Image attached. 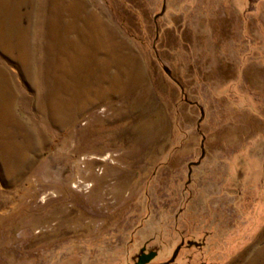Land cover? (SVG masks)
Masks as SVG:
<instances>
[{"label": "rangeland", "instance_id": "rangeland-1", "mask_svg": "<svg viewBox=\"0 0 264 264\" xmlns=\"http://www.w3.org/2000/svg\"><path fill=\"white\" fill-rule=\"evenodd\" d=\"M180 245L264 264V0H0V264Z\"/></svg>", "mask_w": 264, "mask_h": 264}, {"label": "flooded vegetation", "instance_id": "flooded-vegetation-1", "mask_svg": "<svg viewBox=\"0 0 264 264\" xmlns=\"http://www.w3.org/2000/svg\"><path fill=\"white\" fill-rule=\"evenodd\" d=\"M156 257L155 253H150L148 250L142 249V252L138 254L136 264H152Z\"/></svg>", "mask_w": 264, "mask_h": 264}, {"label": "bare ground", "instance_id": "bare-ground-1", "mask_svg": "<svg viewBox=\"0 0 264 264\" xmlns=\"http://www.w3.org/2000/svg\"><path fill=\"white\" fill-rule=\"evenodd\" d=\"M75 14H76V13H75ZM92 19H93V18H92ZM86 22H87V21H86ZM93 23H94V22H93ZM96 24H97V23H96ZM94 25H95V24H94ZM91 27H92L93 30H94L93 32H94L95 34H98V32L95 31V29H97V28H96V27L94 28V26H91ZM98 31H99V30H98ZM93 32H92V33H93ZM97 42H98L99 44L102 45V42L100 41V39H98V37H97ZM100 42H101V43H100ZM76 48H77V47H76ZM86 49H87V48H86ZM82 50H83V48H82V47H79V52H80V53L83 52ZM75 56H76V55H75ZM68 62L70 63L71 61H68ZM66 64H67V62H66ZM72 64H74L73 61H72ZM115 85H116V84H115ZM87 92H88V91H87ZM86 96H87V95H86ZM93 98H94V97H93ZM81 100H82L81 105H83V103L85 102V101H84L85 99H83V97H82ZM81 105H80V106H81ZM10 106H11V105H10Z\"/></svg>", "mask_w": 264, "mask_h": 264}, {"label": "water", "instance_id": "water-1", "mask_svg": "<svg viewBox=\"0 0 264 264\" xmlns=\"http://www.w3.org/2000/svg\"><path fill=\"white\" fill-rule=\"evenodd\" d=\"M168 72H169V70H168ZM180 247H181V245L178 246V248L176 249L174 255L172 256V258L169 261H165L163 263H152V264H169L170 262H173L175 260L176 256H177V254H178V251H179Z\"/></svg>", "mask_w": 264, "mask_h": 264}]
</instances>
